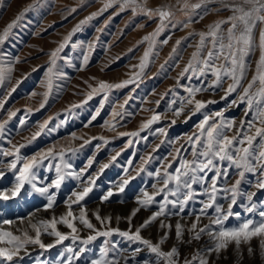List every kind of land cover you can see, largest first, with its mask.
Returning a JSON list of instances; mask_svg holds the SVG:
<instances>
[{"label": "snow or ice", "instance_id": "6c2138e0", "mask_svg": "<svg viewBox=\"0 0 264 264\" xmlns=\"http://www.w3.org/2000/svg\"><path fill=\"white\" fill-rule=\"evenodd\" d=\"M81 2L83 3V0ZM212 2L213 0H198L195 3L191 0H175L173 3L172 0H168L166 3L151 6L150 0H106L98 12H94L81 20L49 53V66L43 82L45 91L42 93L33 91L29 95V99L37 96L42 97L39 101V107L35 109L25 107L24 111L32 112L43 109L48 103L54 87L62 89V85L56 84V81L66 79L67 74L59 70L57 61L63 59L70 64L71 60L61 56L60 53L69 45L72 36L80 31L83 25L107 9L118 5L121 11L130 9L134 16L144 15L149 20H158L159 23L153 32L146 34L140 41L141 43L149 42V50L144 52L138 66L139 72H136L133 77L119 83L97 80L95 77L83 81L86 87L81 92L85 98L80 104L71 105L72 108L87 104L96 95L103 97L100 107L91 116L85 127L91 125L100 115L104 102L108 100L112 90L124 88L140 78L148 66L150 52L157 43V37L169 25L176 27V23H180V21L173 23L178 12L186 17L183 27L188 28L191 23L195 22L192 14L195 13L202 19L203 16L197 10L211 11L207 5ZM218 2L221 8L217 11L228 10L231 15L208 25L206 31L189 33V36L195 35L199 39L188 62L176 78L177 86L182 87L187 95L181 98L178 107H173L176 104V101L173 100L169 104L168 110L172 112L173 117L179 118L185 113V109H188L189 115L185 120L187 122V119L206 108L208 104L215 103L212 100L197 99L198 94L210 89L223 88L224 83L228 82L225 96L222 99L232 93H238V101L234 100L232 104L246 103L248 110L255 108L253 119L243 120L237 126L234 120L224 118L223 111L205 115L197 125V131L186 137L187 147L185 144H181L179 148H175L174 153H169L171 158L165 157L155 171H148L146 167L155 158L152 153L141 157V163L135 168L132 167L131 160L128 161V165L123 167V175L120 180L113 182L112 186L99 197L101 204L111 202L114 196L125 193L131 182L142 173H147L149 177L155 178L156 182L151 184V191L142 187L139 194L133 198L138 206L133 208L127 217H116L117 222L121 219L127 220L129 225L127 230L112 227L113 217L101 215L99 209L93 210L90 214L87 205L84 203L90 193L98 187L96 181L99 176L103 174L105 169L117 162L121 153L117 152L112 155L110 161L104 163L96 174L87 176V169L94 163L93 158L88 159L86 166L80 170H76L70 160V156L76 155L80 148L92 140L100 139L105 144L108 143L105 137L85 138L84 136H77L76 133H71V140H82L79 148L63 145L57 148L56 145H53L31 156H22L21 149L25 148L28 143L35 141L44 132L52 119L50 117L49 120L40 123L38 130L32 133L30 137H24V142L13 143L11 139H8L7 143L10 148L0 149V157H10L11 159L7 161L0 159V180H3L11 172L13 181L9 186L0 187V208L9 201L19 202L37 194L43 197L46 203L25 216L0 217V264H18V261L23 259L22 252L25 255L29 254V245L38 246L39 249L46 252L57 245H62L69 239L73 245L79 242L86 246L99 237L108 238L114 234H118L130 242H139L149 253L155 254L157 258L155 261L145 259L142 264H181L180 251L176 245L167 251L162 248L173 230L179 244L191 245L194 241H200L203 236L208 237V244L197 247L190 257L183 258L182 264H210V257L213 254L219 256L220 252L227 250L230 244L235 245L238 253L241 252L242 244H249L247 252L252 255L253 248L250 246V241L257 237L261 238L260 250L261 256H264V200L259 202L254 200L257 191L264 190V0H218ZM29 8H25L0 31V45L9 39L12 30ZM76 10L73 7L70 9V13H74ZM224 25L227 27H223ZM169 39L170 37L160 43L167 44ZM180 43V40L176 41V45ZM72 47L75 48L76 45L72 44ZM89 47L91 48V45ZM257 51L259 56L255 62V71L248 79L249 70L252 68L250 57ZM172 52H176V47H173ZM19 63L20 57L10 60L0 58V87L7 86L8 89L5 97L0 99V111H5L7 98L16 91V87L28 75L25 73L23 78L16 79L15 85L12 84L13 73L16 70L15 65ZM88 63L89 55L83 54L78 70L83 71ZM161 67L163 68V65ZM35 70L34 68L33 71ZM194 78L200 81L201 85L206 86L180 84L182 79L191 81ZM76 87L79 88L80 86L77 85ZM168 91L171 92L173 89ZM81 92H75L74 95H79ZM58 94L59 92H57ZM159 103V100L156 101L157 106ZM127 104L128 99H125L122 104L118 105V108L123 110ZM142 110L149 112L150 116L141 122L139 131L118 132V136L139 137L141 131L150 129L153 124L162 118H166V114L158 113L154 109ZM20 111L21 109H8L6 110V118H0V140L5 139L7 125ZM127 115L132 116L134 114L127 113ZM245 115H247V111ZM111 116L112 120H106L101 127L107 126L108 131H116L119 123L117 117L123 120L124 112L114 107ZM175 118L171 120V124L176 123ZM25 123V120L21 119L19 125L23 127ZM157 131L166 136L165 129L160 128ZM229 132H233V134L229 135ZM142 139L146 140L147 138L142 137ZM164 142L162 140L161 144ZM132 143V140L127 142L128 145ZM170 143L172 142L170 141ZM159 147L160 145H157L153 152H156ZM189 149L191 159L182 155V152H188ZM66 156L69 158L66 159ZM173 164H177L174 169ZM42 168L54 170V177L50 180L47 177H40L38 173ZM233 169L237 176L234 183L230 187H220L219 181L221 179L228 180ZM209 172L213 173L210 182ZM247 173L258 174L255 184L257 191L249 193L241 191L240 185ZM70 178L78 181L77 187L64 200L65 211L57 216L54 209L57 207L58 192L66 180ZM221 194H223L224 199L228 200L226 207L218 203ZM198 195L206 197L200 201L199 211H187L190 202L194 201ZM241 196L246 198V203L240 202L239 207L248 214L249 218H242L240 211H234L238 206V197ZM120 202L123 203L124 201L121 200ZM153 206L156 210L152 211L151 215L144 219L139 226H134L132 220L137 213L142 208L149 210ZM40 211H51L52 215L49 218H40L37 215ZM173 216L178 217L174 225L170 222ZM190 216H194L190 224L181 223L182 220ZM93 218L96 223H93ZM203 218L208 220L207 224H202ZM233 218L238 223L229 226L227 222ZM157 221H159V228L163 230L158 241L153 242L144 238L141 234L142 231ZM165 221L169 222L166 223ZM59 225H63L69 231H61ZM133 227H135L134 231ZM82 230L88 231L86 237L80 236L79 233ZM185 233L188 234L187 239H185ZM44 235L53 237L54 241L44 243L41 239ZM85 251V247L76 250L69 246L66 248V252L72 253V255L68 256L66 260L43 261L39 264H73V261L80 259L81 254ZM110 251L116 252L117 244L105 239L104 245L99 250V255L91 259L89 264H121V261L123 264H129V260H134L136 254L143 249L136 248L131 258L118 255L109 258Z\"/></svg>", "mask_w": 264, "mask_h": 264}, {"label": "rangeland", "instance_id": "374dc122", "mask_svg": "<svg viewBox=\"0 0 264 264\" xmlns=\"http://www.w3.org/2000/svg\"><path fill=\"white\" fill-rule=\"evenodd\" d=\"M105 2L106 0H83V3L81 0H0V31L23 12L25 8L31 6L12 30L9 39L3 45H0V58L10 60L20 57V63L15 65L16 70L13 73L12 84L15 85L16 79H21L25 73H28L27 77L23 78L22 82L16 87V91L7 98L5 111H0V118H6V110L21 109L17 116L7 125L5 139L0 140V149L10 148L7 143L8 139H11L13 143L24 142V137H30L32 133L38 130V125L45 120H49L50 117L52 119L44 132L35 141L28 143L25 148L21 149L22 156H31L53 145H56L57 148L60 145L79 148L82 140H71V133H76L77 136H84L85 138L93 136L105 137L108 143L105 144L100 139L92 140L89 144L80 148L76 155L70 156V160L75 169L80 170L86 166L88 159L93 158L94 163L87 169V176L96 174L104 163L110 161L112 155L117 152L121 153L117 158V162L105 169L103 174L99 176L96 181L98 187L90 193L84 203L87 205L90 214L93 210L99 209L101 215L113 217L112 227L127 230L129 227L127 220L121 219L117 222L116 217H127L131 210L138 206L133 198L139 194V190L142 187L151 191V184L156 182L155 178L149 177L147 173H142L136 180L131 182L125 193L114 196L111 202L101 204L99 197L112 186L113 182L120 180L123 175V167L128 165V161L131 160L132 167L135 168L141 163V157L152 153L155 158L146 167L148 171H155L165 157L171 158L169 153H174L175 148H179L181 144H185V147H187L185 143L186 137L197 131V125L203 120L205 115L223 111L226 120H234L236 125L239 126L241 121L253 119L255 108L248 110L247 104L240 102L233 105L232 101H238V93H232L222 99L225 96V89L228 83L225 82L223 88L210 89L198 94L197 99L212 100L215 103L208 104L206 108L187 119V122L185 120L189 115L188 109H185V113L179 118L173 117L172 112L168 110V106L173 100L176 101L173 107H178L181 98L187 95L182 87L177 86L176 78L188 62L199 39L195 35L189 36V33L206 31L208 25L231 15L228 10L217 11V9L221 8V5L218 0H213L212 3L207 5V8L211 9V11L197 10L203 16L202 19L195 13L192 14L195 22L191 23L188 28L183 27L186 17L182 13H177L173 23H176V21H180V23H176V27L169 25L157 37V43L150 52L148 66L144 69L140 78L135 83L129 84L124 88L112 90L108 100L104 102L100 115L88 127H85V124L100 107L103 97L102 95H96L87 104L72 108L71 105L80 104L85 98L81 92L86 87L83 81L88 80L90 77H95L97 80L119 83L133 77L136 72H139L138 66L144 52L149 50V42L141 43L140 41L146 34L153 32L157 28L158 20H149L144 15L134 16L130 9L121 11L118 5H114L88 21L87 24L81 27L80 31L72 36L69 45L60 53L61 56L71 60L70 64L63 59L57 61L59 70L67 74L66 79L56 81V84L62 85V89L54 87L53 93L43 109L32 112L24 111L25 107L33 109L39 107V101L42 97L37 96L29 99V95L33 91L37 93L45 91L43 82L49 66V53L62 42L63 37L81 20H84L94 12H98ZM166 2L168 0H150V5L156 6ZM172 2L174 3L175 0H172ZM191 2L195 3L198 0H191ZM73 7L77 10L74 13H70V9ZM223 27L226 28L227 25ZM168 37L170 39L167 44L160 43ZM185 37L187 39H184ZM177 40L181 41L179 45H176ZM72 44H75L76 47L73 48ZM89 45H91V48ZM173 47H176L175 53L172 52ZM83 54L89 55V63L84 67L83 71H79ZM258 56L259 53L257 51L250 57L252 68L249 70L248 79L251 78L252 73L255 71V62L258 60ZM161 65H163V68ZM34 68L36 69L35 71H33ZM208 79L210 80L211 78L209 77ZM180 84L206 86L201 85L200 81L195 78L191 81L182 79ZM77 85L80 87L77 88ZM169 89H173V91L169 92ZM7 90V86L0 87V99L5 97ZM57 92H59L58 95ZM75 92H81V94L74 95ZM125 99H128V104L123 110H120L118 105L122 104ZM158 100L160 103L157 106L156 101ZM114 107L124 112V118L120 120L117 117L119 123L116 131H108L107 126L101 127V125H104L106 120H112L111 113ZM142 109H154L158 113L166 114V118H162L159 122L153 124L150 129L141 131L139 137L118 136V132L139 131L141 122L150 116L149 112ZM246 111L247 115H245ZM127 113L134 115L128 116ZM174 118L176 123L171 124V120ZM21 119L26 122L23 127L19 125ZM160 128L165 129L166 136L157 131ZM228 134L232 135L233 132ZM142 137L147 139H142ZM129 140L133 141L131 145L127 144ZM162 140L165 141L163 144H161ZM157 145H160L159 149L153 152ZM182 155L187 159H191L190 149L188 152H182ZM67 158L69 157L66 156ZM0 159L7 161L11 158L0 157ZM176 166L177 164H173V169ZM38 174L42 178L47 177L48 180L55 175L54 170L50 171L46 168H42ZM212 175L213 173H208L209 182ZM236 178L237 176L233 169L230 172L229 179H221L219 186L230 187ZM257 179L258 174L247 173L240 185L241 191L245 193L257 191L255 188ZM12 181L13 176L9 172L3 180H0V187L9 186ZM77 184L78 181L70 178L62 185L57 195V207L54 209L57 216L65 211L63 202L77 187ZM204 199L206 197L198 195L194 201L190 202L187 211L198 212L201 207L200 201ZM121 200L124 202L121 203ZM254 200L257 202L264 200V190L257 191V196ZM240 202L246 203V198L243 196L238 197V206L234 211H240L242 218H249L248 214L244 213L243 209L239 207ZM44 203H46V200L38 194L19 202L9 201L0 208V217L15 218L25 216L36 208H40ZM218 203L226 207L228 200L224 199L223 194H221ZM155 210V206L149 210L142 208L136 217L133 218V225L139 226ZM209 212L211 213V210ZM37 215L40 218H49L52 212L40 211ZM255 218L258 219V217ZM177 219L178 217L173 216L170 222L174 225ZM193 219L194 216L186 217L181 223L190 224ZM93 223H96L94 218ZM207 223L208 220L203 218L202 224ZM227 223L231 226L237 224L238 221L233 218ZM58 227L63 232L69 231L63 225ZM134 230L135 227H133ZM162 232L163 230L159 228V221H157L144 229L141 234L144 238L156 242ZM79 234L82 237H86L88 231L82 230ZM187 238L188 234L185 233V239ZM41 239L46 244L54 241L53 237L47 235L42 236ZM105 239L117 244V251H110L109 258L113 255L131 258L129 256L130 252H134L136 248H144L139 242H130L118 234L108 238L99 237L96 241L90 242L86 246L81 245L79 242L73 245L71 239H69L62 245H57L46 252L39 249L38 246L29 245V254L25 255L22 252L23 259L19 260L18 264H39V262L43 261L66 260L68 256L72 255V253L66 252V248L69 246L74 247L76 250H79L80 247L86 248L80 259L74 260L73 264H89L91 259L99 255V250L104 245ZM260 240L261 238L257 237L250 241V246L253 248L252 255L247 252L249 244H242L240 253L236 251L234 244H230L227 250L220 252L219 256L234 257V261H242V264H264V256H261ZM208 242V237L203 236L200 241H194L191 245L179 244L176 241L173 230L162 248L167 251L173 245H176L181 252L182 264L184 257H190L197 247H203ZM147 251L146 249L144 253H138L137 255L139 257L144 255L146 259L149 258V260L155 261L157 259L155 254ZM61 253H63V256H61ZM214 255L216 254L210 257V264H218L214 259ZM142 261V258L136 260V262ZM122 263L123 261H121ZM130 263L133 264L131 259L129 260ZM233 264L238 263L235 262Z\"/></svg>", "mask_w": 264, "mask_h": 264}, {"label": "bare ground", "instance_id": "6f19581e", "mask_svg": "<svg viewBox=\"0 0 264 264\" xmlns=\"http://www.w3.org/2000/svg\"><path fill=\"white\" fill-rule=\"evenodd\" d=\"M9 218V217H8ZM180 246V245H179ZM145 248V247H144ZM143 247H142V249H143V251H141L140 253H144V251H146V248L144 249ZM148 252V251H147ZM181 253V252H180ZM129 256L130 257H132L133 256V251L132 252H130L129 253ZM139 258H142L143 259V261L146 259V257L143 255V256H138L137 254H136V256H135V259L137 260V259H139ZM132 260V262H133V264H142V262H136V260ZM214 259H215V261L218 263V264H233V263H238V264H242V261H234L235 259H234V257H224V256H216V255H214ZM148 260H149V258H148ZM141 261V260H140ZM123 264V263H122ZM131 264V263H130Z\"/></svg>", "mask_w": 264, "mask_h": 264}]
</instances>
